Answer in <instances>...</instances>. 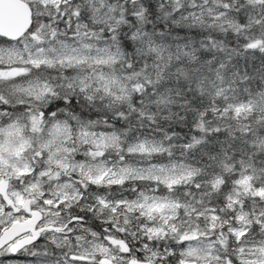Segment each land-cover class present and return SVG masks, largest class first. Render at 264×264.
<instances>
[{
    "label": "snow or ice",
    "instance_id": "snow-or-ice-1",
    "mask_svg": "<svg viewBox=\"0 0 264 264\" xmlns=\"http://www.w3.org/2000/svg\"><path fill=\"white\" fill-rule=\"evenodd\" d=\"M19 252L264 264V0H0V257Z\"/></svg>",
    "mask_w": 264,
    "mask_h": 264
},
{
    "label": "rangeland",
    "instance_id": "rangeland-1",
    "mask_svg": "<svg viewBox=\"0 0 264 264\" xmlns=\"http://www.w3.org/2000/svg\"><path fill=\"white\" fill-rule=\"evenodd\" d=\"M8 255L0 257V262H3V264H9V261L11 262V264H31V262L35 259L34 257L27 255L26 253H23L21 257H8Z\"/></svg>",
    "mask_w": 264,
    "mask_h": 264
},
{
    "label": "flooded vegetation",
    "instance_id": "flooded-vegetation-1",
    "mask_svg": "<svg viewBox=\"0 0 264 264\" xmlns=\"http://www.w3.org/2000/svg\"><path fill=\"white\" fill-rule=\"evenodd\" d=\"M40 242L43 243L42 240H41ZM22 255H23V252H19V253L9 254L8 257H9V256H11V257H12V256H13V257H21Z\"/></svg>",
    "mask_w": 264,
    "mask_h": 264
},
{
    "label": "clouds",
    "instance_id": "clouds-1",
    "mask_svg": "<svg viewBox=\"0 0 264 264\" xmlns=\"http://www.w3.org/2000/svg\"><path fill=\"white\" fill-rule=\"evenodd\" d=\"M30 256V255H29ZM32 257V256H31Z\"/></svg>",
    "mask_w": 264,
    "mask_h": 264
},
{
    "label": "trees",
    "instance_id": "trees-1",
    "mask_svg": "<svg viewBox=\"0 0 264 264\" xmlns=\"http://www.w3.org/2000/svg\"><path fill=\"white\" fill-rule=\"evenodd\" d=\"M257 63H258V61H257Z\"/></svg>",
    "mask_w": 264,
    "mask_h": 264
}]
</instances>
